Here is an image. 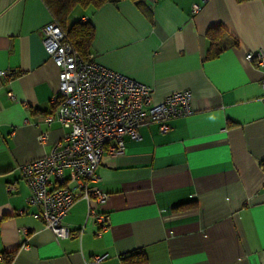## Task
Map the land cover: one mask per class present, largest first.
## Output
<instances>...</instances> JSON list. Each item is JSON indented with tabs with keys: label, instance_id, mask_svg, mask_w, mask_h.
Instances as JSON below:
<instances>
[{
	"label": "crops",
	"instance_id": "0c3cea01",
	"mask_svg": "<svg viewBox=\"0 0 264 264\" xmlns=\"http://www.w3.org/2000/svg\"><path fill=\"white\" fill-rule=\"evenodd\" d=\"M139 1L78 11L95 29L90 53L150 85L154 102L190 89L194 112L106 152L88 187L108 194L90 204L109 226L98 234L79 198L59 238L27 204L18 169L67 131L47 119L58 68L40 29L53 16L43 0H0V70L13 72L0 76V264H264V69L245 59L264 49V0Z\"/></svg>",
	"mask_w": 264,
	"mask_h": 264
},
{
	"label": "built area",
	"instance_id": "2783aa9c",
	"mask_svg": "<svg viewBox=\"0 0 264 264\" xmlns=\"http://www.w3.org/2000/svg\"><path fill=\"white\" fill-rule=\"evenodd\" d=\"M199 9L193 4V12ZM40 33L48 58L58 68V90L50 98L47 119L57 118L67 131L48 153L19 165L29 190L26 202L38 208L37 215L47 228L64 238L71 230L63 219L69 208L84 198L87 216L99 234L109 226V218L90 200L105 203L108 194L99 188L90 189L88 182L98 179L96 170L105 153H123L124 137L140 139L143 125L157 123L160 131L167 132L171 119L194 112L192 93L188 88L180 89L154 102L150 85L101 64L93 53L82 58L54 18L41 27ZM245 59L264 69V49L247 51ZM12 73L0 70L2 77ZM261 87L264 89V75ZM46 139L47 133L38 135L40 142ZM27 232V228L22 229L23 234ZM105 256L94 255L86 264L99 263Z\"/></svg>",
	"mask_w": 264,
	"mask_h": 264
},
{
	"label": "trees",
	"instance_id": "16d2710c",
	"mask_svg": "<svg viewBox=\"0 0 264 264\" xmlns=\"http://www.w3.org/2000/svg\"><path fill=\"white\" fill-rule=\"evenodd\" d=\"M49 8L53 18L61 26L66 39L71 43L74 50L82 57L86 58L90 53V46L94 38L95 29L92 23L86 19L77 18L70 25L66 22L75 9L84 10L87 7L100 8L107 3H115L122 0H43ZM137 6H140L139 0H132ZM238 2L243 0H237ZM209 34V33H208ZM210 44L216 45V39L210 37ZM218 44V43H217ZM215 51L209 56L218 53ZM179 206V205H176Z\"/></svg>",
	"mask_w": 264,
	"mask_h": 264
},
{
	"label": "rangeland",
	"instance_id": "374dc122",
	"mask_svg": "<svg viewBox=\"0 0 264 264\" xmlns=\"http://www.w3.org/2000/svg\"><path fill=\"white\" fill-rule=\"evenodd\" d=\"M78 11H79V9H75V10L71 13V15L69 16V18L67 19L66 22H67L69 25L77 19V17H78Z\"/></svg>",
	"mask_w": 264,
	"mask_h": 264
}]
</instances>
